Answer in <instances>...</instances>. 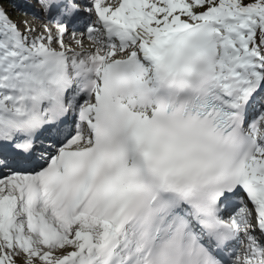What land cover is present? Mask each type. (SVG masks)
<instances>
[{
    "label": "snow or ice",
    "instance_id": "snow-or-ice-1",
    "mask_svg": "<svg viewBox=\"0 0 264 264\" xmlns=\"http://www.w3.org/2000/svg\"><path fill=\"white\" fill-rule=\"evenodd\" d=\"M0 0V264H264V0Z\"/></svg>",
    "mask_w": 264,
    "mask_h": 264
},
{
    "label": "rangeland",
    "instance_id": "rangeland-1",
    "mask_svg": "<svg viewBox=\"0 0 264 264\" xmlns=\"http://www.w3.org/2000/svg\"><path fill=\"white\" fill-rule=\"evenodd\" d=\"M9 12L11 13L12 19L16 22H20L24 19H28V17H24L23 15L21 16V14L19 12H17L16 10H14L12 8V6H5Z\"/></svg>",
    "mask_w": 264,
    "mask_h": 264
},
{
    "label": "bare ground",
    "instance_id": "bare-ground-1",
    "mask_svg": "<svg viewBox=\"0 0 264 264\" xmlns=\"http://www.w3.org/2000/svg\"><path fill=\"white\" fill-rule=\"evenodd\" d=\"M21 16H22V15H21ZM28 19H29V21H30L31 23H34V24H39V23H40L39 20H33L31 16H29Z\"/></svg>",
    "mask_w": 264,
    "mask_h": 264
}]
</instances>
